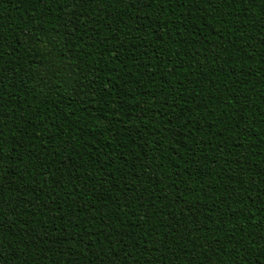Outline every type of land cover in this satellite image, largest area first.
<instances>
[{
	"label": "trees",
	"instance_id": "trees-1",
	"mask_svg": "<svg viewBox=\"0 0 264 264\" xmlns=\"http://www.w3.org/2000/svg\"><path fill=\"white\" fill-rule=\"evenodd\" d=\"M0 264H264V0H0Z\"/></svg>",
	"mask_w": 264,
	"mask_h": 264
}]
</instances>
